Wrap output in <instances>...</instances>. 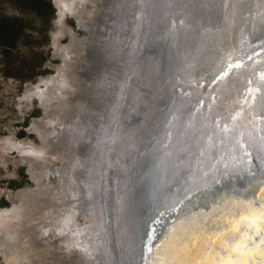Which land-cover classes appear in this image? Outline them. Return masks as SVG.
<instances>
[{
  "label": "bare ground",
  "instance_id": "1",
  "mask_svg": "<svg viewBox=\"0 0 264 264\" xmlns=\"http://www.w3.org/2000/svg\"><path fill=\"white\" fill-rule=\"evenodd\" d=\"M53 1L57 19L51 34L52 54L61 62L54 65L56 75L42 79L43 88L29 84L21 98L26 107L37 98L43 110L42 117L32 120L28 127L38 137V143L17 140L14 135L0 138V165L11 160L15 165L21 163L35 182L34 188L15 193L19 202L10 209H0V255L5 264H75L65 246L50 243L44 252L39 248L47 232L56 235L62 230L59 224L63 208L73 206H65L67 196L72 197L71 203L76 202L80 186L73 184L78 162L75 155L73 158V148L85 141L88 123L94 118L95 92L96 96L101 95L96 110L105 108L104 90L110 83L109 72L113 73L107 59L115 51L118 15H122L121 6L128 0ZM150 7L154 22L151 40L148 39L152 53L146 65L142 64L146 69L144 87L125 107L132 111L127 124L132 132L129 144L132 143L133 149L132 154L124 155L126 169L122 174L119 172L122 212H118L116 227L124 222L120 254L126 253L128 264H143L152 244L144 235L145 230L151 234L157 229L163 238L180 210L179 202L183 199L187 203L186 198L193 197L200 187L201 176L208 170V157L204 156L205 140L201 139L197 126L215 132L210 113L217 119L224 116L222 101L234 79L248 71L243 60L255 61L264 54V0H150ZM68 16H73L87 34L83 37L72 31L69 34ZM67 34L69 43L61 45L60 39ZM225 56L230 67L221 76L220 65ZM139 70L135 86L143 78ZM228 76L231 77L226 81ZM178 143L180 156L176 153L175 159L172 154L165 159L170 145L177 149ZM192 149L197 156L190 161L187 159ZM12 152L19 159L11 157ZM162 162L167 167V176L164 170L161 176L160 170L156 174ZM184 168L186 179L171 185L174 174L171 172L177 173V180ZM50 174L58 176L55 185L49 181ZM81 190L86 189L83 186ZM2 191L8 198L13 194L5 189L0 194ZM172 208L177 211L159 219L161 212ZM68 216V222L64 216L61 224L64 221L70 224L73 218ZM55 223L59 226L55 227ZM103 225L105 229L100 230L109 242L111 227ZM141 235H144L142 242ZM80 261L92 264L86 249L81 251Z\"/></svg>",
  "mask_w": 264,
  "mask_h": 264
},
{
  "label": "rangeland",
  "instance_id": "2",
  "mask_svg": "<svg viewBox=\"0 0 264 264\" xmlns=\"http://www.w3.org/2000/svg\"><path fill=\"white\" fill-rule=\"evenodd\" d=\"M52 1L0 0V16L6 20H22L16 39L9 40L8 43L0 42V138L14 135L17 140L25 139L38 143V137L31 133L28 127L32 120L42 117L43 110L38 106L37 98L29 103L28 107L22 103L21 98L29 84L43 88L42 79L56 75L54 65L57 66L61 62L56 56L51 59V34L57 19ZM121 7L123 12L118 15L115 27V51H111L107 59V66L113 73L110 75L109 72L107 80L110 83L104 90L105 108L102 111L96 110L101 104L97 106L101 95L96 96L98 92H95L92 99V103L96 100L92 107L94 118L88 123L85 141L76 144L72 152L73 158L75 155L78 160L74 168L76 180L73 183L80 186L76 193V202L71 203L72 197L67 196L65 206H73L63 208L59 224L62 230L56 235L47 232L42 238L43 246L39 248L44 252V247L50 243L65 246L66 250H70L75 264L81 262L83 249H86L92 264L124 263L118 244V230H114V212H118L122 159L130 152L132 146V143L129 144L130 136L127 132L129 125L126 124L129 107H125L130 104L133 95L143 87L145 80L142 78V82L135 86L139 69L141 68L142 77L146 74L142 64L146 65L147 61V58L144 59V52L152 9L150 0H128L127 3L124 1V6ZM74 19L73 16L66 19L68 33L71 34L72 31L83 37L87 32L78 23L77 25ZM69 34L60 39L61 45L69 43ZM10 156L19 159L16 152H12ZM11 161L4 166L0 165V190L5 189L13 193L8 198L2 191L0 209H10L13 204L19 202L18 196L15 195L17 191L35 187V182L30 178L25 165H15ZM64 171L62 170V174ZM57 180V175H49V181L53 185ZM83 186L86 189L85 194L81 190ZM68 215L73 218L70 224L67 223ZM64 216L67 218L65 225L61 224ZM105 223L111 227L109 242L105 232L100 230L105 229ZM59 225L55 223V227ZM0 264H5L1 255Z\"/></svg>",
  "mask_w": 264,
  "mask_h": 264
},
{
  "label": "water",
  "instance_id": "3",
  "mask_svg": "<svg viewBox=\"0 0 264 264\" xmlns=\"http://www.w3.org/2000/svg\"><path fill=\"white\" fill-rule=\"evenodd\" d=\"M52 4L54 9L56 10L54 1H52ZM153 22L154 21L150 17L148 23V35L146 43L147 47L144 52V59L148 57L150 58V54L152 53V46L150 45L151 42L148 38H150L151 40L150 34L153 30ZM159 42H161V39ZM51 47L53 49V46ZM52 56L51 59H54V56ZM226 57L227 56H225L222 64L220 65L221 76L224 75V72L226 73V71L230 67L228 65L229 62ZM243 62L244 65L246 63L248 64V71L243 72L242 76L240 75V77H236L234 79L231 85V89H229L224 101H222V106L225 107L224 116L217 119L214 113H210V118L214 119L213 123L215 132H211V130H208V128L202 130L197 126V130H199L200 132L201 139L205 140L204 156L205 158L208 157V159L206 160V167L208 170L205 171L203 173L204 175L202 174L201 176V185L200 187H198L193 197H191L190 195L191 199L186 203L187 208L184 209V213L182 214L180 210L177 212L176 217L170 222L169 228L162 234L163 238L160 236L156 229V238L154 240H150V242L152 243V245L159 244L163 247L161 249L153 248V252L150 254V258L146 257V255L144 256L143 264H160V261L166 258L164 249L177 247L169 239L168 233L172 230L173 226L184 223L186 216L190 217L193 220V223L189 224L188 227L195 233L198 227L219 224L220 217L224 214V210H231L229 201H244L251 200L252 198L254 188L245 190L243 182L238 179H232L231 174L244 171L246 162L253 163L257 167L264 166V54H262L261 58H256L255 61L246 59L243 60ZM144 76L143 78L145 80L142 84L143 87L146 81V76ZM230 77L231 76H228L226 81L230 79ZM142 80L143 79L141 78L140 82H142ZM131 112H128L127 118H129ZM217 122H219V126L217 125ZM127 132L131 137V129L129 130L128 128ZM237 140H239L244 145L243 148H241L240 145L237 144ZM179 145L180 143L175 145L177 149H175L173 145H170L169 152L165 159L170 158L171 154L173 155L171 158L174 159L176 153L178 156H180V153L178 154ZM207 146H209V152L206 154ZM130 147L131 150L130 152H127V156L130 153L132 154L133 146ZM173 149H175L174 152ZM244 152H248L250 155L248 157H245L243 155ZM196 156L197 155L193 150L192 154L191 152L189 153L187 160L191 161ZM126 164L127 161L124 157L122 159V165L120 167L121 174L126 169ZM159 170L160 176L162 175V170H164V173L167 176V167H163V162L160 164V167L156 173L157 176L159 174ZM172 173L174 174L172 177L171 185L174 183V181L181 184L187 177V170L185 168L179 171L178 175H181L177 180H175V176L177 175V173L172 171L171 175ZM120 186L121 179L119 181V190L121 189ZM209 188H211V191L207 190ZM118 208V212H122L119 202ZM118 212L117 214L114 212L115 222L117 221V217L119 216ZM138 214L140 216V211H138ZM140 220H142L141 217ZM123 225L121 222V225H117V227L115 225L114 227V230H118L117 236H119L118 244L120 247L122 246L121 239L122 233L124 232ZM142 233L144 234L143 228ZM144 235H141L142 239L139 240L140 242L143 241ZM158 238L162 239V242H160ZM121 249H123V247H121ZM138 250H140L139 255H141L142 246L139 247ZM122 257L124 262L123 264H128L126 260V253H124ZM176 258H200L206 260L209 258H214V254L211 248L208 252H204L202 248H197L196 252L193 253L185 246L178 249Z\"/></svg>",
  "mask_w": 264,
  "mask_h": 264
},
{
  "label": "snow or ice",
  "instance_id": "4",
  "mask_svg": "<svg viewBox=\"0 0 264 264\" xmlns=\"http://www.w3.org/2000/svg\"><path fill=\"white\" fill-rule=\"evenodd\" d=\"M217 125L219 126V122ZM237 144L241 148L244 147L239 140ZM243 155L248 157L250 154L244 152ZM231 178L242 181L245 190L254 188L251 200L229 201L231 210H224L219 224L198 227L195 233L188 227L193 220L186 216L184 223L173 226L168 233L169 239L177 247L164 249L166 258L161 260L160 264H264V166L257 167L253 163L246 162L244 171L231 174ZM207 190L211 191V188ZM186 199L190 200L191 197ZM179 204L183 214L184 209L187 208L185 200L182 199ZM175 211L177 209L172 208L161 212L159 219ZM145 235L150 240H154L155 229L153 233H145ZM185 246L193 253L197 248H202L204 252H208L211 248L214 258L206 260L176 258L178 249ZM162 247L159 244H150L146 257L150 258L153 248Z\"/></svg>",
  "mask_w": 264,
  "mask_h": 264
},
{
  "label": "trees",
  "instance_id": "5",
  "mask_svg": "<svg viewBox=\"0 0 264 264\" xmlns=\"http://www.w3.org/2000/svg\"><path fill=\"white\" fill-rule=\"evenodd\" d=\"M21 22L22 20H6L0 16V42L8 43L9 40H15L18 32L21 30Z\"/></svg>",
  "mask_w": 264,
  "mask_h": 264
}]
</instances>
